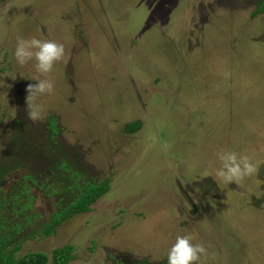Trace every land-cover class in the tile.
<instances>
[{
	"label": "rangeland",
	"instance_id": "obj_1",
	"mask_svg": "<svg viewBox=\"0 0 264 264\" xmlns=\"http://www.w3.org/2000/svg\"><path fill=\"white\" fill-rule=\"evenodd\" d=\"M263 6L0 0L4 192L30 174L41 186L30 189L38 224L55 209L46 190L68 177L59 158L84 181L109 184L90 211L26 239L17 254L50 256L69 244L65 264H166L175 236L191 232L207 248L205 264H264ZM17 36L64 45L47 74L52 92L36 98L44 110L38 121L27 118L25 87L44 77L34 61L16 63ZM133 121L140 126L127 131ZM220 150L248 155L256 173L240 185L221 183Z\"/></svg>",
	"mask_w": 264,
	"mask_h": 264
},
{
	"label": "trees",
	"instance_id": "obj_2",
	"mask_svg": "<svg viewBox=\"0 0 264 264\" xmlns=\"http://www.w3.org/2000/svg\"><path fill=\"white\" fill-rule=\"evenodd\" d=\"M263 7L257 9L260 11ZM53 121L52 117L51 125ZM139 126V121H133L125 124V129L131 131ZM71 158L78 160L79 157L73 155ZM59 159V164L64 167V175L68 173V177L65 180H58L61 185L57 188L46 190V196L54 200L55 209L49 213L47 219L38 224H35L36 217L41 215L33 208L35 196L30 189L31 187L40 189L41 186L30 174L21 175L16 176V184L10 187L7 193L4 192L3 180L7 173H10V169H5L0 164V264H46L49 261L54 264H65L72 259V246L69 244L54 248L50 256L39 251H28L20 255L16 253L26 239L48 236L58 224L71 216L90 211V204L109 189L107 179L98 182L84 181L81 177L83 171L77 170L71 162L63 158ZM22 160L26 163L24 159ZM19 164V162L15 163L16 166ZM50 173L57 178L64 176L62 173L58 176L54 170ZM17 200L22 205H19V202L17 204ZM32 225L38 226L32 227ZM139 264L146 263L141 260Z\"/></svg>",
	"mask_w": 264,
	"mask_h": 264
},
{
	"label": "clouds",
	"instance_id": "obj_3",
	"mask_svg": "<svg viewBox=\"0 0 264 264\" xmlns=\"http://www.w3.org/2000/svg\"><path fill=\"white\" fill-rule=\"evenodd\" d=\"M12 55L16 63L23 66L28 61H34L35 70L44 78L33 77L35 83H28L25 87L27 93L26 115L31 121H38L43 116V108L36 98L43 93H51L53 81L47 78L55 62L64 56V45L53 39L17 36ZM219 167L215 169V176L223 184L240 185L257 171V165L244 153L233 150H220L216 153ZM195 234L184 232L177 234L166 253V264H205L207 248L194 242Z\"/></svg>",
	"mask_w": 264,
	"mask_h": 264
},
{
	"label": "flooded vegetation",
	"instance_id": "obj_4",
	"mask_svg": "<svg viewBox=\"0 0 264 264\" xmlns=\"http://www.w3.org/2000/svg\"><path fill=\"white\" fill-rule=\"evenodd\" d=\"M249 1V0H248Z\"/></svg>",
	"mask_w": 264,
	"mask_h": 264
}]
</instances>
